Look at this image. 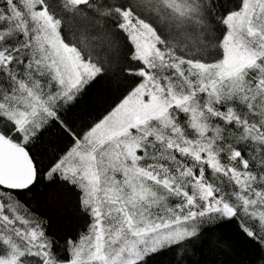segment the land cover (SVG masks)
Returning a JSON list of instances; mask_svg holds the SVG:
<instances>
[{
  "label": "snow or ice",
  "instance_id": "6c2138e0",
  "mask_svg": "<svg viewBox=\"0 0 264 264\" xmlns=\"http://www.w3.org/2000/svg\"><path fill=\"white\" fill-rule=\"evenodd\" d=\"M0 264H264V0H0Z\"/></svg>",
  "mask_w": 264,
  "mask_h": 264
},
{
  "label": "trees",
  "instance_id": "16d2710c",
  "mask_svg": "<svg viewBox=\"0 0 264 264\" xmlns=\"http://www.w3.org/2000/svg\"><path fill=\"white\" fill-rule=\"evenodd\" d=\"M32 203L41 212L53 217L59 230L57 238L61 239V242L66 235L71 234L72 238H75L76 233L85 231V218L77 210L75 192L58 186L44 188L36 192Z\"/></svg>",
  "mask_w": 264,
  "mask_h": 264
}]
</instances>
